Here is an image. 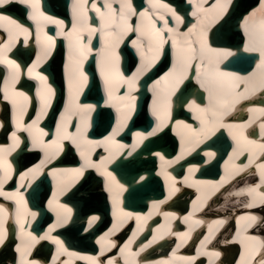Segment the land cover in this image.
Listing matches in <instances>:
<instances>
[{
  "label": "snow or ice",
  "instance_id": "obj_1",
  "mask_svg": "<svg viewBox=\"0 0 264 264\" xmlns=\"http://www.w3.org/2000/svg\"><path fill=\"white\" fill-rule=\"evenodd\" d=\"M19 3L30 9L28 19L36 25L37 43L42 44L44 55L49 54L51 47L55 45L54 37L48 35L44 31V25L47 23L56 24L63 29L64 22L56 20L51 16L45 15L41 10L40 0H0V8L10 4ZM152 11H143L137 13L132 5V0H104L103 6H97L95 0H73L72 3V26L70 31H61L58 35H63L68 41V61L66 70L68 71V87L69 101L65 106L64 112L61 113L60 123L56 127L55 138L50 142H45L42 138L48 136L42 128L39 127V120L46 115L47 109L50 106L51 99L55 96V90L48 83V77L36 71L41 57H37V63H34L28 69L30 77L38 80L42 88L37 90V96L40 98V111L35 120L31 124L24 123V114L27 110L29 97L22 91L16 90V83L20 76V65L14 60L9 59L7 53L15 45L19 36L27 37L31 35L29 28L19 23L16 19L8 15H0V28L7 32V42L0 44V64L6 65L9 69V79L5 82L4 99L10 100L13 106V121L17 130L25 131L33 139L34 147H42L45 153V158L40 161V164L35 169L31 170L33 178L41 171V168L47 162L54 159L64 150V142L71 141L76 147L77 152L82 160V163L77 168L57 169L54 173V178L58 180V192L54 193V201H49V207L56 214V222L49 228L48 232L43 236H35L32 232H25V222L21 219V206L26 210L24 215L36 218V213L27 211V202L24 200L23 194L17 189L15 192H5L4 184L11 178L12 165L6 159V156L13 147L18 145L20 137L17 131L11 133L13 145L8 149L0 147V196L7 200L15 201L17 205L16 223L20 225L21 232L26 236V241L23 248L18 246L16 251L21 254L19 264H38L37 261L27 259L31 254V248L41 240H51L58 246L57 256L67 254L69 257H76L75 253H71L64 246V242L51 235L56 228L69 224L73 209L66 204L60 203L56 198L58 195L65 193L71 187L75 186L82 178H84L87 169H94L101 177L104 178L105 191L113 203L114 222L112 227L105 232L97 243L101 245V255L105 251L115 248L116 242L111 239L116 231H118L128 220L133 219V213L126 212L120 205L122 204L121 197L127 191L125 185L117 179V176L109 170V165L114 160L124 154L127 149V155L132 156L137 147L151 136H155L162 131L171 122V96L179 89L191 75H195L197 84L208 94V104L201 106L193 100L188 108L194 113L193 119L199 121V127L194 128L192 125L185 123L182 120L176 121L179 128L178 135L181 142V154L174 161H167L163 155L156 153L162 161V174L170 176L166 171V166L171 163H176L184 156L185 145H188L189 151H194L204 140L222 127H227L230 130V135L236 141L238 154L249 153V163L245 165H227L231 171H226L225 176L218 182H197L210 185L207 192L197 198L199 203L193 202L194 212L203 208L207 201L220 191L226 184L233 180L237 175L246 173L252 167L256 166L259 174V183L247 185L237 192L235 196H245L250 198L245 204L246 208L260 204L264 205V143H257L255 140H250L245 135V129L253 123L231 125L226 124V117L235 109L236 105L247 99L257 90L264 91V0H260V9L262 13L257 17L254 11L246 17L243 22V30L245 36L244 51L258 52L260 63L257 68L259 72H253L250 76L242 77L235 73L224 72L220 68L221 62L234 53L227 49H217L211 47L207 40V31L209 24L206 22L209 9L203 7L202 2L192 0L196 11L193 16L197 17V24H194L187 32H180L179 26L183 23L176 11L169 7L163 0H148ZM119 7H114L115 4ZM232 0H216L213 8L219 7V12L216 14L215 20L221 19L223 14L227 12ZM168 13L176 21V27H169L165 13ZM95 12L100 20L99 27H93L90 23L89 12ZM139 15V23L133 25L132 18ZM157 19L164 21V27L156 26ZM165 32L168 35H165ZM99 34L101 40L100 58L98 60L100 75L104 82V88L107 99L105 104L115 109L116 121L115 126L111 128L108 135L101 140H92L89 138L88 130L91 127V113L96 109L94 104H81L79 102L80 94L88 83V76L83 70L84 61L88 59L92 53V39L96 34ZM129 33H136L137 39L132 41L141 56L140 67L131 76H125L119 70L120 56L117 51L119 45ZM43 36V40L41 39ZM171 42L172 47V65L168 72L165 73L160 80H157L153 85V100L151 114L156 119V126L148 132H136L137 140L131 146L122 144L118 137L121 132L127 127L128 122L132 119L136 111V97L132 94L137 87L138 79L145 71H147L162 55L164 46ZM164 85L161 87V85ZM241 85L243 87H241ZM126 89V91H121ZM250 111H252L250 109ZM261 118H264V108L256 110ZM0 127H3L0 124ZM261 135L264 136V119L259 124ZM74 130H71L73 129ZM235 129V133L232 132ZM103 148L108 155L97 161L92 158L96 149ZM209 157L214 156V153H206ZM230 157L229 160H233ZM194 168H190L189 172H194ZM64 174H70L71 179L65 181L62 177ZM28 178V173L21 175V181ZM144 179V177H140ZM187 179V178H186ZM24 185L21 184V187ZM199 190V189H198ZM174 191H179V188H173L169 192V198ZM53 203L55 206H53ZM165 201L156 202L153 204L154 209H159L160 205ZM118 209V212L116 211ZM171 216V213H164ZM193 213L185 217V222L191 221L189 231L183 234L185 239L190 237L193 227H198L204 222L199 219H193ZM9 218V210L3 204H0V245L4 243L7 235L5 223ZM138 222V230H140V221L145 219L141 216H135ZM244 221L240 230L237 231L236 240L243 246L244 251L240 255L238 264H264V239L257 236L247 235L248 229L254 227L259 218L255 215H245L240 217ZM99 220L98 216H93L89 221V228L92 227L95 221ZM224 224V220H216L208 226V235L201 241V249L198 250V255L209 257V264H213L214 259L219 258V251H208V245L211 244L215 237V232ZM214 225V226H213ZM164 227V226H161ZM136 232H133V238L120 249L121 255L124 257V264H139L136 259L139 252H133L131 245L134 242ZM156 237H153L155 240ZM151 243V242H150ZM149 245H145L140 249L143 252ZM179 247V245H178ZM175 257V252L173 253ZM87 259L89 264H103L97 257H80ZM185 264H195L196 257H181ZM56 264V261H53ZM61 264H70V261H63ZM107 264H119L118 260L108 259ZM158 264H172L171 260L159 261Z\"/></svg>",
  "mask_w": 264,
  "mask_h": 264
},
{
  "label": "bare ground",
  "instance_id": "obj_2",
  "mask_svg": "<svg viewBox=\"0 0 264 264\" xmlns=\"http://www.w3.org/2000/svg\"><path fill=\"white\" fill-rule=\"evenodd\" d=\"M176 1H180V0H176ZM199 1L203 3V7L205 9H209L210 10L207 13L208 19L206 21L209 24V28H208V31H207V40H208L209 39V33L211 32L212 28L218 23L219 20H221V19L215 20L214 18L216 17V14L214 15L213 12H212V11H216L218 13L219 12V7L218 6L216 8L212 7L216 3V0H213V2L211 4H208L207 0H199ZM251 1L252 0H239L237 5L239 7H241V8H243L244 6H247L248 4H250ZM48 2L52 3L53 0H49ZM91 2H92V0H90L89 6H91ZM95 2L97 3V6L102 7L103 3H104V0H95ZM186 2L190 4V10H189V15L188 16L193 18V19H195V21L197 23V17L193 16V12L196 11V8H195L192 0H186ZM235 2H233V3H235ZM163 3H166L169 7L174 9L176 11V14L181 17L183 23L186 22L185 16H183V14L177 10V7H176L177 2H173V3L171 2L172 3L171 4L169 1L163 0ZM14 5H15L14 6L15 8L18 6L17 4H14ZM24 7L27 9V15L26 16L28 18V12L30 11V9L27 8L26 6H24ZM114 7L118 8L119 4L118 3L115 4ZM259 9H260V0H258L255 5L251 6L243 14V16L239 20L237 34L241 37V33L243 31V34H242L243 38L242 39H243L244 43H245L244 30H243L244 19L246 17H249V15L251 13H253L254 11L256 12L257 17H259L262 14L259 11ZM146 10L152 11V9L149 6L148 0H144L143 7L140 10H137V13H140V12H143V11H146ZM162 11L165 13L166 19L168 20L169 27L175 28L176 27L175 19L171 16L170 13L167 12L166 9H163ZM44 13L47 16H51V15H48L46 12H44ZM69 14H70V18H71V20L73 22V19H72V4H71L70 9H69ZM93 14L96 17V18H94L95 19L94 21H96L97 18L99 19V17H97L98 15L94 11L93 12H89V16H93ZM224 14H223V16H224ZM0 15H6V14L0 13ZM210 16H212V17L210 18ZM54 19L60 20L58 18H54ZM98 19H97V21H98ZM132 19H133L132 23L134 21L135 24L139 23V21H140L139 15L133 17ZM169 19L172 21V23L169 22ZM193 19H190L189 23L193 22ZM30 22L32 23V26H30V27H28V24H27V26L23 24L25 27L29 28V31L31 33V35L27 37V42L29 41L30 37L32 38V35L35 33L34 38H32L28 43L25 42L26 38L23 35H21V36H19L17 38V39H21V41H22V44L18 45V48L15 50V53L17 52L18 55H23L25 51L26 52L30 51V53H31L32 50H34L33 48H35L38 51V54L39 53L40 54L43 53L42 44L37 43V39H36V25H35V23L33 21L30 20ZM182 24H180V25H182ZM50 25H53V26L56 27L55 36H58V38L63 39V43H65L67 41V39L63 35H58L57 34V33L61 32V31H65V30L61 29V27L56 25V24L50 23ZM93 25L94 24H92V26ZM187 25H189V26H187V27L185 26L184 28L179 26L180 32H187L188 29L191 28L194 24H192V25L191 24H187ZM156 26L159 27V28H163L164 27V21L157 19ZM93 27H97L98 28L99 27V22H98L97 26H93ZM0 29L4 30L3 28H0ZM45 29H46V27L44 25V31H46ZM5 33H7V32H5ZM48 35H50V34H48ZM135 35L136 36H135V38L133 40L137 39V34H135ZM165 35H168V33L165 32ZM218 35L222 39H224V40H226L228 42H222L224 44H222L219 47H216V46H214V47L211 46V47L217 48V49H227V50H230V51H232L234 53L233 56H229V57H227L226 59H224L222 61L223 65H224V62H225V65L223 67H220L222 71L235 73V74H237L239 76H242V77H247V76H250L253 72H259L260 71V69H258L257 66L255 67V64L257 65V63L253 64L252 69L241 70V68H239L240 70L235 71V69L231 66V64L229 62H226V61L230 60V59H232V58H234L235 56L238 55L237 54V51H239L238 48L235 49V48L230 46V45H232L231 44L232 42H230V41L233 39V37L236 35V33H234V34L231 33L230 35H227V34L223 33L221 30H219ZM96 36L98 37V41H99L98 42V50H96V48H94L92 53H90V54H93V56H94V54L96 53L95 55L98 56V58L96 60L95 67L98 70L99 77L102 78L101 75H100V68H99V64H98V60L100 58V49H99V47L101 48V40L99 38V34L98 33L96 34ZM41 39L43 40V36H41ZM133 40H131V39L129 40V47H127V48H128L129 51H131L133 53L134 57L136 56V58L138 60H140V63L137 66V68H138V67H140V64H141V56H140V52L135 47H133V45H132V41ZM6 42H7V35L5 36V38L2 41H0V44H4ZM32 42L34 43V45L31 44ZM208 43L210 44L209 40H208ZM15 45H16V43H15ZM169 46H170V53H171V51H173V50H172L170 41H169ZM12 48H11V50H12ZM22 48H24L23 50H25V51H22ZM243 49H244V44H243V47H241V49H240L243 54L254 55L255 58L260 57L258 52H245ZM52 50H53V47L50 48L49 54L47 56H45L44 54L41 56V59H40V61L38 63V67L36 68V71L38 70L40 72L41 70H39L40 69L39 66L42 63H45V64L47 63L46 66L42 67V70H44L49 65L52 75H54L55 77L63 75L65 85L68 87V71H70V66L66 70V65L69 64L68 58L65 57L64 60H62V62H59L58 64H57L56 58H54L52 61H49L50 60V54H51ZM66 50L68 51V47L66 48ZM167 54H168V52H167ZM7 56H8V53H7ZM8 58L14 60V58H12V57L8 56ZM160 58H161V56H160ZM14 61L16 63L18 62L17 60H14ZM130 61L131 60H128V62H130ZM86 62H87V60L84 61V64H86ZM156 62L147 71H145L142 75H140V77L138 79L136 90L132 93L136 97V99H137V94H138V90H139V80H141V78L147 72H149V70H151L153 68V66L156 64ZM34 63H37V57L34 59ZM34 63H32L31 65L26 67V71L27 72H28V69L31 68ZM61 63H62V65H61ZM17 64L21 65L22 64V60L19 63H17ZM163 64H164L163 67L165 68V69H163V73L160 76H158L154 81L152 80L150 82L149 86H148V90H149L150 96H151V102L148 105V111L145 112V115H146V117L149 120H151V118H152V120H153V121L151 120L152 124L155 121V123L153 124V128L156 126V119L151 114L152 100H153V95H154V93H153V85L155 84V82L157 80H160L161 77H163L165 75L166 72H164V71L167 70V72H168V70L171 68V65H172L171 58H170L169 66H167V60L164 61ZM0 65L3 66L4 71H5L4 84L1 85V87H0V107L3 110L2 113L0 112V120H2L1 117H5L4 114H6L7 108L10 109V113H11V111L13 112V106H12V103H11L10 100H5L4 99L5 82L7 81V78L9 77V71L6 74V70H9V69H8V67L6 65H3V64H0ZM60 65L62 66L63 73H61V70H60L61 66ZM137 68H135L133 73L136 71ZM161 68H162V66H161ZM83 70H84V68H83ZM21 72L23 73L24 71H21ZM43 75L47 76V74H45V73ZM28 77H30L29 74H28ZM30 78H32V77H30ZM191 78L193 79V82H194L192 84H191ZM32 79L35 80V81H38V80H36L34 78H32ZM28 81H29L28 79L25 80V82H28ZM23 82L24 81L21 80L20 84L22 85ZM49 84L52 86V88L54 87L51 83H49ZM88 84H89V81H88L87 85L84 87L83 92L80 94L79 102L82 100L80 102L81 104H94V103H91V102H84V101H87V100L81 99L82 96L86 92ZM102 85L103 86L101 88V91H102V94L105 95L102 105L104 106V108H109L110 110L113 111V108H111V107H109L108 105L105 104V100L107 99V96H106V92H105V88H104V82H102ZM186 85H188V86L191 85L194 88H196V87L200 88L199 84H197V82H196L194 74L192 76H190L187 81H185V84L183 86L180 85L178 93L181 91V88H184ZM163 86L164 85L162 84L161 87H163ZM241 87H243V86L241 85ZM200 90H202L201 94H204L208 98V94L202 88H200ZM121 91H126V89H122ZM176 92L174 94L175 97L177 96ZM247 99H248L249 102H251V104H242V105L236 106L235 109L233 110L234 113L232 111L228 115L227 119H225V123L226 124H231V125L249 124V121L252 120L253 123H251L245 129V135L247 134L248 129H250L249 132L251 133V136L250 135L249 136L246 135L248 137V139L255 140V141H257V143H264V136L261 135V130H260V127H259V124H260L261 120L264 119V118H261L259 116L258 112L256 111V110H258L260 108H264V103L260 104V100H264V91L257 90L255 93L251 94ZM175 102H177V100H175ZM188 102L181 109V113L180 114L181 115L183 114L184 116L182 118H177V120L171 121V123L168 125L169 132L167 131L166 134L161 135V133H163V130L165 128L164 127L163 130L161 131V133L158 132L159 134H157V136L161 135L160 139H158L157 142L161 141V143H163V144L169 143V145H172V144L176 145V147H175L176 153L175 154H162L161 152H154L153 154H140L139 156H136V154L134 152L132 156H128L126 154L127 153V149H125L124 150V154L118 156L114 160V161H117V162L120 161V160H123V161H125L127 163L126 164L124 162L125 163L123 165V170L124 171L135 169L134 170L135 174H133L134 178H132V180H130V181L128 179H123L121 176H118L116 174L117 179L120 180V182L123 183L125 185L126 189H127V191H125L123 193L122 197H124V195L127 194V193L130 195V198L139 197L140 193H142L141 192L142 190H144V191L145 190L153 191V195L150 198H147V199H152V200L145 199L144 202L136 204L138 207H140L139 210H130L131 213H133V217L134 218L131 219V220H128L111 237V239H113V240L117 236L118 237L116 239H118V240L120 238L122 240H124L125 236L128 237V239L124 242V244L122 246L116 243L117 246L115 248L110 249L111 254H106L103 257V259H101V261H103V263L107 264L108 259H115L116 260V258L123 259V262H124V257L121 255L120 249L123 248L124 245L127 244L128 241L133 238V232H136V236L134 238V242L131 245V250L133 252H139L140 253L139 256H138L139 260H138V257L136 258L138 260L139 264H158L159 261L166 260L167 257H164V258L160 259L159 258L160 255H154V254H151L150 256H155V258H150L149 259V258H145L144 257L145 259L144 258L142 259V256L145 253L150 252L152 250V248H155V249H153L154 251L161 250L160 248L157 247L158 244H159V241L163 239V236L169 231V228H170V226H172V223L176 221L175 219L177 218V215L174 212H162V210L163 211H168L166 206H171V205L180 206V204L182 202L183 195H184L183 192L186 193L187 190H190L189 188H191V187H189V186H192V187L197 186L195 184V182L191 180V177L200 168L205 167L207 172L208 171L214 172L215 169H217V170L219 169L221 163L223 165H226V164L227 165H232V164L245 165V164L249 163V156H248L249 153H247V152L242 153L243 155L240 157L241 160L236 159V158L239 157V154H240V153L238 154L239 150H238V147H237V143L232 138V135H230L229 128L222 127V128H219L215 132V134L211 135L208 139H206V140H209V139H212L215 136L213 138V140H214V139H217V136H218L220 139L217 140V141L221 142L220 145H222V144L226 145V146H223L224 148H222L221 151L218 150L217 152H214V151H212L210 149L204 150V146L206 145L204 142L206 140H204L202 143H200L199 146L196 147L194 151H189L188 150L189 146L185 145V148H184V153L185 154H184L183 158L180 159L176 163H171V164L166 166V171L167 172L170 171L173 174V176L172 175L166 176V175L162 174V172H163L162 161L159 159V156H157L156 153H160L161 155H163L167 161H174L176 159V157L181 154V151H182L181 142H180V136L178 135L179 128L176 125V121L182 120L185 123L192 125L193 127L195 126L196 123L199 124L198 120L193 119L194 113L192 111H190L189 108H188V105L191 102L189 104H188ZM94 105H96V104H94ZM96 109H97V107H96ZM250 109L252 111H250ZM187 110L190 111V114L187 113L188 112ZM113 112H114V118L116 119L115 109H114ZM29 113H30V111L28 112V114ZM31 113L33 115L31 119L33 121V120L36 119L37 114H35L34 110H31ZM246 113H247V115H246ZM185 116H189V118L191 117V119L188 120L189 118H187ZM44 118L45 117L42 116V118L39 120V122H43V123H45L47 125H50V123L52 121V117L49 115V117L46 118L47 123L44 122ZM11 120L13 121V114H11ZM132 120L136 121V124H138V126H140L142 124V121L144 120V118L142 116V117H139V120L137 118H133ZM132 120H130L129 122H132ZM1 123H3V121ZM113 125L115 126V122H114ZM137 128H139V127H137ZM137 128L135 127L134 129H137ZM194 128H196V127H194ZM151 130H152L151 126L147 130H139V131H137V130L134 131L133 130L134 132H131V133H133L132 137L134 138L133 139L134 141H132L130 144L128 142L126 143L125 140L121 141L120 137H118V139L120 140V142L122 144H126V145L131 146L137 140V137L135 136L136 132H148V131H151ZM235 131H236L235 129H232L233 133H235ZM255 132H259V136L258 137L252 136V135H254ZM95 133H96L95 137L99 136V138L93 137L92 133L88 134L89 138L92 139V140H101V139H103L104 136H101V135L104 132H102V134H101V132H95ZM51 134L52 135H51L50 138H42V139L45 142H50L52 139L55 138L56 130H52ZM222 136L224 137V140L222 139ZM148 139H151V137H149ZM0 141H3V140H0ZM65 142H68V143H64V150L60 153V154H66L64 161H70V160H74V159L78 158L79 164H76L74 162H68L67 163V167L49 165L50 162H52L53 160H56L58 158V156H59L58 155L54 159H52L51 161L47 162L46 165L41 168V171L35 176V178H33L31 170L35 169L36 166L40 164V161L45 158V153L42 150V147H34L33 144L26 145L23 148V150H24L23 153L20 150H19V152H17V154H20L19 156H17V162L19 163V162H22V161L26 160V163L30 162V164L24 170H22L23 172L19 175L18 179L15 178V180H13V179L10 178L4 184L5 185L4 186V191L9 190L10 187H11V184L14 183L15 181L16 182L20 181L21 180L20 179L21 175H23L25 173H28V178L26 180H24L23 182H25V186H26L25 189H28L29 186L36 179H38L41 176L42 172L44 171L50 177V183L47 184V182H44V181H43V183H40L39 188H41V190L35 191L34 192L35 195L34 196H30V197H31V199H34V197H35L36 200H39V202L41 201L43 203V208H46V210H47V211H45L47 216L49 215L52 219H53V217H56L55 212H53L52 209L49 207V201H52V199L54 201V193L58 192V180H57V178H54L53 174L56 173L57 169L77 168L82 163V160H81V158H80V156H79V154L77 152L76 147L71 143V141H65ZM228 143L230 145H233L234 152H236V154H228L229 151L230 152L232 151V149H231V147H229L230 145H228ZM21 145L22 144L19 142L18 145L13 147L12 150L10 151V153L7 154L6 159L8 160V162L11 163V165H12L11 161H14L13 159H10L11 155L14 154L19 148H21ZM202 146H203V148H202ZM34 150H35V153L32 154V152ZM73 150H75V151H73ZM199 152H200V154H199ZM195 153H197V154H195ZM206 153H214L215 155L212 156V157H209L208 155H206ZM39 154H40V158H38V159L35 158ZM188 154H192V155L189 156L187 159H185V157L188 156ZM106 155H108V153H106L104 151V149L102 148V153L100 154L98 152V150H95V152L92 155V158L94 159V156H95L94 160L99 161ZM202 156H203V161L202 162H204V164L198 166V163L195 162V160H199ZM230 157H234V159L230 161L229 160ZM246 158H248V159L246 160ZM184 159L188 160V161H185ZM260 162H264V161H257V163H260ZM113 163L109 165V170H111V166L113 165ZM190 168H194L195 171L190 173L189 172ZM181 170H183V171L181 172ZM228 170L231 171L232 169L229 167ZM111 171L114 174V170H111ZM150 172L154 173L152 175V178H149L150 177ZM85 173H88V174H86L84 176V178H82L78 183H76L75 186L71 187L65 193L58 195V197H56V198L60 199L61 197H63L62 198V202H60V203L66 204L68 207H70L72 209H73V207L75 208V205H73V204H75L76 201H77L79 203L78 204L79 206H77V208H78L77 212L78 211L79 212L83 211V213L85 212L86 215L81 216L79 220L76 219V218H72L70 220L69 224L61 226L59 228H60V231L62 233H65V235L68 237L69 240H72L77 245L87 247V246H90L93 243V241H95L97 243V240H99V238L106 232V230H104L103 234H101L100 231L95 230V233H94V231L92 233L93 235L90 234V230L92 232V227L96 226V224L101 219V212L103 213V208L105 206V204H104L105 202L104 201L106 199H108L106 206H107V209H110V216L112 217V221L113 222H114V217H113L114 208H113V203H112V200H111V198L109 196V193L107 191H105L104 178L101 177L94 169H87L85 171ZM204 174L205 173H202L200 176L196 175L195 178L196 179H200V177H202ZM12 176H15L14 172L12 173ZM65 177H67L65 181L71 179L70 174H64L62 178H65ZM140 177H144V179L141 180ZM188 178H190V180H188ZM146 179H148V180H146ZM82 181H84V182L79 186L78 190L75 191L72 194L73 190H75V188H77L78 184H80ZM177 182H179V183H177ZM254 183H259V174H258V172L256 170L255 164L252 165V167L248 170V172L241 173V174L237 175L235 177V179L233 181H231L229 186H226L223 190L221 189L216 194V196H218V197H214L215 195H213L212 198H210L207 201V204L203 208H201L199 211H195L194 212V204L193 203L187 205V207L185 208L186 211L184 212L185 217L189 216L190 213H193L194 214L193 215V219L202 220L204 223L201 224L198 227H193V229L191 231V234H190V237L185 239L183 237V234L187 233L189 231V226H190L191 221L186 223L185 222V217L181 216L182 222L184 223V230H180V233L174 238V240L176 242V245L174 246L175 249L173 251V253L175 252V257H173V255H172V257H170L168 260H171L172 264H185V261L180 259L181 257H196L195 264H209V257L208 256L198 255V250L201 249V241L204 239L205 236L208 235V226L210 224H212L216 220H224V224L222 226H220L219 229L215 232V237L212 240L211 244L208 245V249H218L217 251L220 252L221 250H223V252H224L222 255H220L219 258L214 259L213 264H228V263L238 264V261L240 260V255L244 251L243 246L236 240L237 229L238 228L241 229V227L243 225L241 223L243 220H241L240 217L245 216V215H255V216H257L259 218L258 223L254 227L248 229L247 235L257 236V237H260L261 239H264V205L257 204L255 206H253L252 208H246L245 204L248 203L250 198L245 197V196H235L234 195V193L237 192L239 189H241V188H243V187H245L247 185L254 184ZM185 184H188L189 186L185 185ZM48 185L50 186L51 190H49V186ZM139 186H141V187H139ZM135 187H138V189L136 188V190L134 189L132 191V189L135 188ZM174 187L175 188H179V191H174L173 194L171 195V197L169 198V192L171 190H173ZM201 190L199 191V193L201 192ZM8 192H13V191H8ZM205 192H207L206 189L204 190V193ZM70 193H71V196L69 197ZM23 197H24V200L27 202L25 194H23ZM77 197H78V199H77ZM122 197H121V200H122ZM197 198H198V196H196L195 202L199 203ZM48 199H49V201H48ZM211 200H212V202H211ZM160 201H165V203L160 205L161 209L159 208L157 210V209L152 208V209L148 210L147 212H145V210L149 209V207H151V205H153L156 202H160ZM176 201H179V203L174 204ZM70 203H71V206H69ZM213 204H214V206H213ZM120 207H122L124 209V211L130 212V211H128L129 209L127 208V205H124L123 202L120 205ZM93 208H95L97 211L89 213V215H88V210L89 209H93ZM130 208H132V207H130ZM219 209H222L221 212H218ZM27 211H30V209L28 207H27ZM116 211L118 212V209H116ZM51 213H54L55 215H52ZM75 213H76V210H75ZM164 213H171L173 215L166 217L164 215ZM137 215L145 218V219H143V220H141L139 222L140 223V230H138V222L135 219V216H137ZM93 216H98L99 220L95 221L93 223L92 227L89 228V226H88L89 225V221L91 220V218ZM203 216H205L206 218H204ZM21 219H22L23 222H27V219L24 220L23 217H21ZM178 219H180L179 215H178ZM158 220H159V223H158ZM15 222H16V218H15ZM55 222H56V220H55ZM31 223H32V220H31V217H30V224ZM82 223H84V225L82 227L81 226L77 227V226L81 225ZM156 223H158V224L156 225ZM131 224H135L134 225V229L130 233L127 234L126 232L128 231V227ZM234 224L236 226H234ZM16 226H17L18 235H22L23 233L21 232L20 225L16 223ZM161 226H164V227H161ZM26 229L27 228H25L24 230L27 232L28 229L27 230ZM233 230L235 231V233L233 232ZM147 231H149L151 233L150 239H147V241L144 244H142V245L139 244V243H136L138 238H139V236L144 234ZM45 233H47V232L45 231L44 233H42V234H40L38 236H43ZM56 233L57 232H55V233L52 232L51 235L56 236L57 238L62 240V236L57 235ZM77 234H79V236H77ZM153 237H156V239L153 240ZM17 238L19 239L18 242L21 243L20 240H24L26 238V236H17ZM19 243L14 248V254L16 256H17L16 248L18 246H20ZM42 244H49V245L53 246V250L55 249L56 251L54 253L55 254L54 257L52 255L53 258H52V260L50 261L49 264H53L54 260L57 263V260L59 258V256H57L58 246L56 244H54L51 240H41L39 243L35 244V245H38V249H37L36 252H39V251L43 250ZM133 244L139 245V246L137 248H132ZM98 245L101 247L100 244H98ZM145 245H149V246L147 248H145V250L143 252H140V249L143 248ZM178 245H179V247H178ZM32 248H31V250H32ZM236 248H239V251H237ZM178 250H181V251L178 252ZM68 251L70 252L69 249H68ZM75 252H78V253H75L76 257H74V258L69 257L66 253L63 254L62 255L63 258L61 260H58L59 263H57V264H61V262H63V261H70V264H74V261H73L74 259H77L76 264H89V261L87 259H81L80 257H97V256H94L93 254L91 255L90 253L80 252L78 250H75ZM9 254H11V253H9V250L7 248H4L3 251L0 253V264H12L11 259L10 258L7 259ZM116 254H118V257L113 258ZM227 256H229L230 259H228ZM20 259L21 258L18 259L16 264H19ZM64 259H66V260H64Z\"/></svg>",
  "mask_w": 264,
  "mask_h": 264
},
{
  "label": "water",
  "instance_id": "obj_3",
  "mask_svg": "<svg viewBox=\"0 0 264 264\" xmlns=\"http://www.w3.org/2000/svg\"><path fill=\"white\" fill-rule=\"evenodd\" d=\"M236 1V2H235ZM258 0H252L250 2V4H248L247 6H244L243 8L239 7L237 5V3L239 2V0H234L233 2L235 3H231V6L229 8V10L227 11V14H225L224 18L222 20H220V22H218V24H216V26H214V28H212L211 32H210V40L212 41V43H217L219 42H228L224 39H222L219 35L218 32L219 30H221L223 33L230 35L231 33L234 34L236 33V35L233 37V39L230 41L232 42L231 44H233L234 47H236V49L238 48L239 51H237V56H235L234 58L227 60V62H229L231 64L232 67H238L241 68V70H248L251 69L253 67V63L255 61V56L254 55H247V54H243L241 49V44H242V38L237 34L238 32V23L240 18L243 16V14L253 5L256 4ZM132 2L135 4L137 10H140L143 7L144 4V0H132ZM177 2V10L179 12H181L183 14V16H185L186 18V24H188L190 22V18L188 17L189 15V10H190V5L186 2H182V0L180 1H176ZM67 4H68V0H53L52 2V7L53 8H58L61 10V12H63L64 14H67ZM44 7L45 8H49L47 1H44ZM17 9L21 10V8ZM128 42L123 44L122 50H121V54L123 57V67H126V64L128 62V60H131L130 62L132 64L135 63V57L133 55V53L131 51L128 50ZM97 46V40L95 39V42L93 43V47ZM94 57H90L89 61L86 64V69L89 71L90 73V84L86 89L85 92V96L84 97H92L94 99V101L97 104V111L94 114L93 117V127L94 130H101L102 132L107 133L108 131H110L112 125H113V114L111 113V110H106V108L101 106L103 97H102V93L100 90V86L97 80V76L95 75L94 72ZM155 74V69L151 70L149 72V74H147V76H145V78H143L140 82H139V91H138V101L136 103V111L134 113L133 118H137L139 120V117L144 118V120L142 121V129L147 130L150 128V126H153L152 121L149 120L146 115L145 112L146 111V103L148 100V95H149V90H148V84L149 81L153 78ZM193 93H197L199 97H202L201 92H199V90L196 88H190L188 85H186L184 88H181V91L177 94V96L175 97V99L177 100V106H176V110H178L181 107V104ZM145 110V111H144ZM136 121L132 120V122H130L129 127L126 131L123 132L122 137L124 140H126L127 142L131 141V132L130 130L132 128L135 127ZM134 126V127H133ZM161 133V132H159ZM158 133V134H159ZM166 134V132L163 131V133H161V135ZM157 134L155 136H151V139H147L143 142V144H141V146L139 147V149L135 152L136 156H139L140 154H153V152L155 150H159L162 154H175L176 152V145L172 144L169 145V143H161V141L157 142L158 139H160V136ZM163 137V136H162ZM220 138L217 136V139H214L212 141H210L208 143V146L210 147H214L216 149V151L218 150H222V148H224L223 146H226L225 144L220 145L221 142L217 141ZM222 139L224 140V137L222 136ZM221 139V140H222ZM206 146H204L205 148ZM203 148V146H202ZM197 154V153H195ZM200 154V152H199ZM125 161L120 160V161H115L114 165L112 166V168L115 170V172L117 173L118 176H121L123 179H128L129 181L132 180V178H134V170L135 169H131V170H127L124 171L123 170V165L126 163H124ZM127 164V163H126ZM153 172H150V177L152 178ZM46 182L45 178H41L38 183L37 186H33V188L31 190H33V192L40 190L39 186L40 183L42 182ZM37 187V188H36ZM141 187V186H139ZM136 188L138 189V187H135L132 189V191ZM142 193H140L139 197L136 198H130V195L127 194L125 197V203L127 205H136L138 203H142L145 201L146 199V195L149 194V190H142ZM78 199V197H77ZM79 201V200H78ZM77 203V204H76ZM75 205L76 207L79 206L78 202H76ZM44 212H41V217L44 215ZM80 214L76 213L75 218L76 219H80Z\"/></svg>",
  "mask_w": 264,
  "mask_h": 264
}]
</instances>
